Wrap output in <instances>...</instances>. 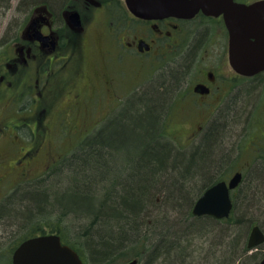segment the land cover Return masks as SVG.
I'll return each mask as SVG.
<instances>
[{
	"label": "flooded vegetation",
	"instance_id": "flooded-vegetation-1",
	"mask_svg": "<svg viewBox=\"0 0 264 264\" xmlns=\"http://www.w3.org/2000/svg\"><path fill=\"white\" fill-rule=\"evenodd\" d=\"M257 1L233 0L239 5ZM171 2L180 5V11H164L162 0H32L31 13L17 35L11 40L0 37L4 49L0 52V84L9 85L6 77L25 72L29 79L24 83L27 87L32 80L28 94L33 97L29 120L0 117V136L7 138L0 151V168L6 171L0 189L11 179L31 178L33 164L43 159L52 165L56 158L49 138L57 125L77 130L74 133L83 138L86 131L114 122L131 100L129 93L139 92L132 89L126 95L127 91H120L122 72L130 68L134 74L140 72L145 81L137 85L141 91L151 88L154 74L172 75L183 64H191V95L177 102V107L184 109L178 120L193 119L194 114L187 110L196 106L204 115L202 121L187 128L186 138L175 139H183L184 144L199 139L227 103L233 73L243 76L233 68L230 58L232 33L224 10L230 0ZM262 74L244 77L253 80ZM178 87L172 95H183L185 90ZM169 125L172 123L166 121L168 135ZM262 126L260 123L259 128ZM20 129L30 130L25 134L34 138L18 137ZM255 138L248 147L250 155L257 156L250 157V166L263 160L264 136ZM246 169L239 170L243 178ZM254 253L261 255L255 264H264V242Z\"/></svg>",
	"mask_w": 264,
	"mask_h": 264
},
{
	"label": "trees",
	"instance_id": "trees-1",
	"mask_svg": "<svg viewBox=\"0 0 264 264\" xmlns=\"http://www.w3.org/2000/svg\"><path fill=\"white\" fill-rule=\"evenodd\" d=\"M179 72L159 76L156 87L144 88L139 97L128 101L109 126L86 134L89 136L69 156L72 163L52 169L58 183L69 180L63 176L74 171L69 187L53 191L52 181L40 179L16 188L4 199L0 220L7 219L6 215L21 219L17 222L18 236L11 238L4 262L12 264V253L22 241L51 233L59 234L85 264L134 258L140 264H248L249 260L255 264L261 258L247 246L250 228L260 221L259 216L241 215L235 198L228 218L193 213L203 192L229 175L214 171L216 164H221L215 151L223 147L219 133L224 128L219 117L194 148L179 147L167 134L162 113L181 80ZM129 141L138 154L125 147ZM117 154L123 162L121 168L108 167L116 162ZM260 156L263 160H258L256 170L263 176L256 177H260L261 191L252 196V207L246 209L250 214L264 215V205L255 204L264 201V151ZM112 171L120 175L107 188L100 174L109 178ZM198 176L200 182L196 181ZM72 214L73 220H83L87 226L74 230L75 221L69 222ZM209 234L215 238L210 240L214 244L210 253L193 242L196 237L209 238Z\"/></svg>",
	"mask_w": 264,
	"mask_h": 264
},
{
	"label": "rangeland",
	"instance_id": "rangeland-1",
	"mask_svg": "<svg viewBox=\"0 0 264 264\" xmlns=\"http://www.w3.org/2000/svg\"><path fill=\"white\" fill-rule=\"evenodd\" d=\"M32 6V1L26 2V0H0V37H9L7 40H11L13 37H15L17 35L18 29L22 28V21L26 19V17H28L31 13L30 11L32 9ZM10 34H14V36H10ZM1 45L2 44L0 43V52L4 50ZM122 73L124 80L123 82L121 81L120 91L121 93L127 91L126 95L132 89H136L137 91H139L137 93H129L130 98L134 101L141 95L140 92L143 89L140 91L141 87L137 85H139V82L144 81V79L140 72L134 74L133 68H130V71L126 70ZM135 76H137V78H134ZM25 78V72H21V75L19 77L16 73H14L6 77V81L9 82V85L0 84V117H3L6 121H8V119L9 121H18L20 118L22 122H25L29 120L31 114H33V97L31 94H28L29 85L32 84V80H30V84L26 87L27 83H24V81L26 79H29V77H27L26 79ZM159 78V74L153 75V84L151 87H156V81ZM24 88H28V91H25V93L23 92ZM171 99L172 98H170L169 100ZM124 101L125 100L123 99V102ZM186 104L189 105L188 102H186ZM121 107L123 108L124 106ZM195 108L196 109L194 110H192V108H188L187 110L186 108V110L190 114H194V116L192 117L193 119H190L189 122H187L186 120L179 122V120L176 119L179 115L174 119V121H170L172 123V126L169 125V138L170 140L171 138L174 139L179 147H196L198 141L202 137V134L210 126L209 125L204 129L203 133L194 144L182 143L183 139L188 136V132H190L187 130V128L191 126L194 121H202L201 116H203L204 114H199V110H197L199 109L198 106H196ZM183 110L184 109H182L181 111ZM236 113L238 114L236 115ZM23 117H25V119H23ZM217 117H219V123L225 130L222 128L223 131L219 133L221 139L223 136V140L221 143L223 144V147L221 151H219L216 147V150L218 151H215V158L216 161H218V159L221 160V164L219 167L216 164L214 171H219L215 174H222L223 170H225V174L228 171H232V174H234L236 171L247 168L244 173V179L241 185L236 190V196L238 197L236 199V211L246 212L249 215L255 214V216H259L258 218L260 219V222L264 224V215H258L256 213L250 214L246 209H249V207L251 206L252 196L261 191V188L259 186L261 185L260 177H256V175L254 174L256 169H258L259 167V164H257L258 161L256 160L255 163L253 162L254 164L252 163L251 166L249 164L251 158L255 159L257 156L252 157V154L250 155V152L248 151V147L251 146L250 144L253 141L252 138H255L252 137L253 133L256 135L255 139H258L261 136L263 138L264 136V74L252 80L233 73L230 97L227 98V103H225L222 110H220L214 116V119ZM260 123L263 125V129L259 128ZM28 129H24L25 132L20 129L19 132L21 134L19 133L20 136L18 137H23L26 140L31 141L34 136L28 138L29 136L25 134L27 131L31 132ZM95 131L96 130L93 129L88 130L86 131L85 135L89 133L92 134ZM52 132L53 134L50 136L49 141L53 145V147H56V151L55 149L53 150V155L55 156V158L59 160L62 159L64 155H67L66 157L68 159H71L69 156L72 155V151L78 147L79 143V141H77L79 135L75 134L77 130L72 131L70 129H60V127L57 125L56 128H52ZM89 135H86V137ZM176 137L183 139H179L178 141L177 139H175ZM216 140L218 141V138ZM130 143V141L128 143H125V147L129 148V150H132L133 155L138 154V151H136ZM6 144L7 138L0 136V151H2V147H4ZM118 154L115 164H117V162L120 163V156H118ZM254 159L252 160L254 161ZM68 163H72V161L70 162L69 160H66V164ZM53 164L48 166V161H45L43 159L40 163L33 164L35 171H33L34 173L31 174V178L28 177L24 180L11 179L4 183V186L0 189V205L3 203L4 199L8 195H10V193L13 192L16 188L22 186L24 187V185L31 184L32 182H37L40 179H46V182L52 181L48 183L51 184L50 187L53 191L58 190V188L64 189L67 186L69 187L70 180L73 179L74 171L66 172V174L63 176L65 177L67 175V178L69 180L65 179L64 182L58 183V178H54L51 175L52 169L54 168ZM5 173L6 171H3L0 168V180L2 175H4ZM81 180L82 182H84L82 178ZM196 181L200 182V176H198ZM117 190H120V187H118ZM262 200L256 201L255 204L259 206L264 205V201ZM6 217L7 219L2 218L0 220V264H7L6 262H4L6 261L5 254L8 255L10 253L11 242L13 243V239L11 238L18 236L19 223L17 222H21V219L18 217L16 219L11 217L10 215H6ZM73 217L74 216L72 214L69 218V222L75 221L76 224L73 226L74 230L79 229L78 227H81L82 225L87 226V224H83V220H78L77 218H74L75 220H73ZM210 240H215L213 234H209V238H206L205 236L196 237L193 242L194 245L198 243V246L203 247L207 252L210 253L214 249V244H212L213 241L211 243ZM92 263L95 264V261L92 260ZM250 263L251 261L249 260L248 264ZM252 264H254V262Z\"/></svg>",
	"mask_w": 264,
	"mask_h": 264
},
{
	"label": "water",
	"instance_id": "water-1",
	"mask_svg": "<svg viewBox=\"0 0 264 264\" xmlns=\"http://www.w3.org/2000/svg\"><path fill=\"white\" fill-rule=\"evenodd\" d=\"M162 0L163 10L180 11L176 2ZM232 1V4H231ZM227 12L232 33L230 58L240 74L252 76L264 71V0L253 4H236L230 0ZM242 181L238 172L229 181L222 180L206 189L195 203L196 216L227 218L233 209L231 190ZM249 241L253 249L264 242V232L254 227ZM13 264H85L79 253L65 244L57 233L40 234L24 240L13 253ZM128 264H137L136 260Z\"/></svg>",
	"mask_w": 264,
	"mask_h": 264
},
{
	"label": "bare ground",
	"instance_id": "bare-ground-1",
	"mask_svg": "<svg viewBox=\"0 0 264 264\" xmlns=\"http://www.w3.org/2000/svg\"><path fill=\"white\" fill-rule=\"evenodd\" d=\"M187 64H183L181 66V69L183 68L179 72V75L181 74V80L179 81V84L176 86V87L179 86L178 88L180 90L184 89L185 92L183 93V95H179V96L171 95L170 96V98H172V99L169 100L166 103L165 109H164V111L162 113V118H164V119L166 118L167 121L174 120L177 117V115H179V113L181 112L182 108L181 107L180 108L177 107V104H179L177 102H181L183 100H187L190 97V95H191V91L190 90H191V83L193 81V77L189 74L190 73V66H191V64L190 63L188 65ZM144 82L142 81L143 84H144ZM172 94H174V93L172 92ZM176 119L178 120V118H176ZM85 136L83 138H78V140H77V141H79L78 146H79V144H81V142L84 140V138H86ZM171 142L174 143L175 142L174 139L171 138ZM54 149L56 151V147H53V150ZM66 156L64 155L62 157V159H59V160H57V158H56V160L52 162V164L54 163L53 164V167L56 168V167H58L59 164H60L59 167L62 166L61 164H63V166L64 165H67L65 161L66 160H70V159H68ZM115 163L112 164V165H108V167H110V168H116L119 165L118 168H121L120 167L121 166L120 163H122V160H120V163L119 162H117V164H115ZM107 170H110V169H107ZM224 171L225 170H223V173H224ZM236 173H237V171H236ZM236 173L232 174V171L226 172L225 175H227V176L229 175L227 181H229L230 179H232ZM254 174L255 175H261V173H259V170H256ZM96 175H98V174H96ZM119 175L120 174L118 172L112 171V173L109 174V178H106L105 175H104V173L103 174H100V177H101V180L102 179L105 180V186L107 188H109L110 185L113 184L112 183L113 179L114 178H119ZM261 176H263V173H262ZM241 183H242V181L239 183V185L235 189L231 190V195L230 196H231L232 200L234 198L235 199L238 198L235 194H236V190L241 185ZM233 204H234V200H233ZM235 207L237 209V204H235ZM193 209H194V207H193ZM240 212H242V211H240ZM242 213L244 214V212H242ZM242 213H241V215H242ZM252 226L253 227H251L250 228V231H249L250 234H249V236H247V240H248L247 246H248L249 252H251V250H252L251 248H249V241L251 240V237L250 236H251V233L253 231V228L254 227H259L264 232V230H263L264 224L262 222H260V221L259 222H256L255 225L253 224ZM133 260H136L137 261V264H140V260L138 258H134ZM133 260H131V261H133ZM131 261L130 260L129 261H126V262L120 261V262H117V263L116 262H113L111 264H128Z\"/></svg>",
	"mask_w": 264,
	"mask_h": 264
}]
</instances>
